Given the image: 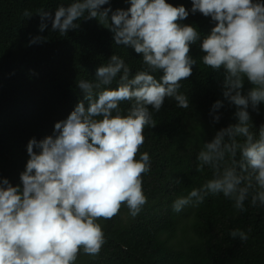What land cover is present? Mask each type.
<instances>
[{
    "label": "clouds",
    "instance_id": "clouds-1",
    "mask_svg": "<svg viewBox=\"0 0 264 264\" xmlns=\"http://www.w3.org/2000/svg\"><path fill=\"white\" fill-rule=\"evenodd\" d=\"M109 3L71 0L54 16L45 9L36 12L41 32L50 22L51 32L61 36L77 29L81 19H97L116 45L142 57L143 70L131 76L125 61L112 54L97 68L94 81L77 82L83 98L55 123L53 135L29 139L20 184L0 178V264H75L81 253L98 256L106 243L98 221L114 218L122 207L133 218L140 214L147 203L143 177L151 170L149 153L140 151L144 130L155 128L152 110L159 112L166 99L189 107V97L179 89L193 75L197 61L191 46L197 42L202 63L222 71L223 96L236 106L237 122L203 141L196 171L207 169L211 177L177 197L172 210L198 207L219 194L239 212L247 210L246 201L264 207V124L254 131L248 111L258 112L264 103V0H192L193 14L215 22L207 35L181 23L189 16L183 4L129 0L127 9L113 11L104 7ZM32 14L23 12L27 18ZM47 39L36 36L29 44ZM245 82L251 85L246 94ZM123 102L130 107L121 108ZM222 106V100L213 103L214 122ZM250 231L235 228L229 234L247 241Z\"/></svg>",
    "mask_w": 264,
    "mask_h": 264
},
{
    "label": "trees",
    "instance_id": "trees-1",
    "mask_svg": "<svg viewBox=\"0 0 264 264\" xmlns=\"http://www.w3.org/2000/svg\"><path fill=\"white\" fill-rule=\"evenodd\" d=\"M71 0H0V178L20 184V173L27 160V143L53 135L57 121L66 119L83 98L77 82L95 80L99 66L107 64L112 54L120 56L134 76L143 70L142 57L131 47L116 45L112 33L97 19H81L79 27L66 36L51 32V23L40 31V15L45 9L54 16L55 9ZM183 4L189 16L181 23L192 24L202 35L210 33L215 22L201 13H192V0H168ZM129 0H110L113 11L127 9ZM31 17L23 16L25 10ZM36 36L47 42L29 44ZM197 42L191 55L197 64L193 75L181 81L179 92L189 97V107H179L166 99L159 112L153 111L155 128L144 130L141 153L151 157V170L143 177L147 203L135 218L126 207L110 220H99L106 243L98 256L81 253L75 264H264V207L245 202L244 212L233 207L223 194L208 196L198 207L172 210L173 201L211 177L205 169L196 171L197 155L203 141L215 132L236 123L237 108L223 96V74L202 63L203 53ZM161 73H156L157 78ZM113 81L111 87L117 86ZM251 85L245 82L246 94ZM216 100L223 106L217 110L220 120L210 114ZM130 107L123 102L121 108ZM259 111H248L255 128L264 124V103ZM177 179L180 183H177ZM125 213L123 217L122 214ZM187 219L188 224H183ZM183 224L190 231L177 243L170 242ZM248 232L247 241L233 239L230 231Z\"/></svg>",
    "mask_w": 264,
    "mask_h": 264
},
{
    "label": "rangeland",
    "instance_id": "rangeland-1",
    "mask_svg": "<svg viewBox=\"0 0 264 264\" xmlns=\"http://www.w3.org/2000/svg\"><path fill=\"white\" fill-rule=\"evenodd\" d=\"M122 216L124 217L125 213H123ZM182 223L186 225L189 222L187 219H184ZM183 224H181L180 227L177 229L175 236L172 239H170V242L177 243L180 240V238H182V236H185L186 234L191 235L190 231L184 232L183 229L185 228V226Z\"/></svg>",
    "mask_w": 264,
    "mask_h": 264
}]
</instances>
